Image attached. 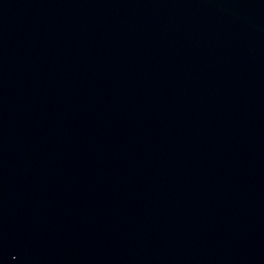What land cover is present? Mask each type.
Returning a JSON list of instances; mask_svg holds the SVG:
<instances>
[{"label": "water", "instance_id": "water-1", "mask_svg": "<svg viewBox=\"0 0 264 264\" xmlns=\"http://www.w3.org/2000/svg\"><path fill=\"white\" fill-rule=\"evenodd\" d=\"M0 264H264V0H0Z\"/></svg>", "mask_w": 264, "mask_h": 264}]
</instances>
